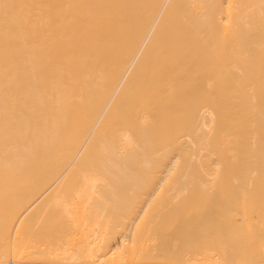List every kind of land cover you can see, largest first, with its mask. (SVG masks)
<instances>
[{"label": "bare ground", "instance_id": "bare-ground-1", "mask_svg": "<svg viewBox=\"0 0 264 264\" xmlns=\"http://www.w3.org/2000/svg\"><path fill=\"white\" fill-rule=\"evenodd\" d=\"M256 49L264 51V0H0V179L123 180L137 179L145 172L169 174L181 166V152L174 148L185 140L184 134L172 132L185 129L187 124L204 132L189 143L197 146L200 158L204 141L224 137L207 132H212L214 125H223L222 117L233 121L236 130L230 137L237 141L217 144L220 160L230 167L241 162L247 168L245 159L255 157L250 160L254 164L250 171L264 174V64L249 63L246 70L239 65ZM183 51L209 53H180ZM185 60L200 61L203 68L216 62L217 67L224 68L222 74H226L225 67L233 66L236 83H242L239 91L248 101V112L235 115L232 106L223 103L226 112L216 115L207 100L195 97L197 90L207 86L208 69L167 76L159 90V64ZM198 100L202 111L196 114ZM246 122L259 129L240 128ZM160 132L166 143L164 150L157 149ZM227 143L233 154L227 152ZM87 184L93 189L96 183ZM37 200L30 202L26 211L40 202ZM7 221L12 222H0L1 235L13 226ZM25 231L16 234L24 236ZM13 242L10 254L9 248L3 246L5 255L0 247V255H5L0 257V264L184 262H154L157 257L154 259L153 252L142 262V247L123 242L120 248L112 246L104 248L106 251L103 243L102 248L81 249L82 253L62 249L66 250L64 257L60 248V254L55 249L60 257L49 252L52 248L41 249L48 251L42 259L40 249L39 256L36 250L27 253L18 241L23 254ZM263 249H259L263 254H253L254 260L245 259L251 254L235 257L221 250L188 256L184 263L264 264ZM27 254L36 257L35 261Z\"/></svg>", "mask_w": 264, "mask_h": 264}, {"label": "rangeland", "instance_id": "rangeland-1", "mask_svg": "<svg viewBox=\"0 0 264 264\" xmlns=\"http://www.w3.org/2000/svg\"><path fill=\"white\" fill-rule=\"evenodd\" d=\"M260 51L258 49L253 50L249 53L251 56L248 57V60L241 62L239 65L246 70L245 66H248L249 63L254 65L264 64V51ZM180 53L208 54L209 52L183 51ZM244 54L245 52L242 55ZM182 62L159 64L160 66L157 69L161 74L159 90L164 87V80L167 76L179 77V75L184 74L185 70H192L197 74L208 69L207 86L200 89V92L197 90L195 97L199 100H207L216 115H222L226 112V109L222 108L223 103H225L223 106H232V109L236 112L235 115L248 112L245 109L248 101L244 94L239 91L242 83H236L237 75L231 70L233 66L225 67L226 74H222L220 71L224 68L217 67L216 62L207 63L208 66H205V68L200 65V61L185 60ZM143 68L145 71L147 70L146 66ZM171 70L173 73L170 72ZM263 73L264 69L262 70ZM220 78L222 82L217 81ZM188 100L187 95L186 102ZM199 100L196 114L202 111V102ZM216 117L218 118V116ZM220 119L223 125H214L212 126L214 127L213 131L208 130L207 132L223 135L225 138H216L215 141H211L209 137L206 142H203L205 149H203L200 158L197 155V146L193 144L190 146L189 143L204 132L199 131L198 127L190 128L189 124L187 126L191 130L188 127L185 128L189 131H183L185 129L179 127L178 129L181 131L172 132L173 135L176 133L184 134L186 140V142L182 140L183 143H180V145L177 143L178 146H175V148L173 145L174 149H178L179 154L181 152L180 158H182L180 161L182 163L179 164L180 167L178 166L179 170L177 168L176 171L171 172L172 174H149L145 172L139 175L137 179L127 178L128 180L120 178H104L102 180L62 178L58 180L34 176L0 179V218L3 221H6V219L12 220L10 223L7 221V225L13 224V226L8 227V230L4 224L7 231L4 232L3 228L4 234L1 235L0 233L2 251H4V246L5 249L9 248L7 251L10 254L9 252L14 246H12L14 240L16 243L15 249L27 248L28 253L29 250H36L37 252L41 249L50 250L52 248L49 252L54 251V254H56V250L59 253V248L77 253V249L80 252L81 249L86 252V250L91 249L93 251L94 248L98 249L97 247L102 248L103 246V249H109L112 246L118 248L121 245L120 242H123L124 244L134 243V246L142 247L141 249L144 251L137 247L140 251H143V253L141 252L144 259L142 262L149 260L152 257V252L153 256L156 254L154 259L157 257L156 261L151 258L154 262H163L164 260L185 262V260L188 261V256L193 255L194 257L199 254L198 256L201 257L200 253L201 255L202 253L214 254L221 250H228L231 254H236L235 257H239L244 253L243 257L246 254H251V256H246L245 259L248 258L249 260L250 257L251 260L253 257L254 260V256L262 252L259 249L264 248V174H256L250 171L254 169L251 168L254 164L250 163V160L253 162L255 157L253 159L248 158L249 160L245 159L247 168L241 162L230 167V165L220 160V147L218 145L237 141L230 137L233 130H236L233 121L223 117ZM247 122L245 126L240 128L250 131L259 129L256 126H247ZM158 137H160V140L157 149L164 150L163 147L166 146V143L163 134L160 132ZM173 143L175 144V142ZM228 143L226 144L227 152L233 154L235 151L233 149L228 150L230 148ZM206 145L209 146L206 147ZM147 151L149 152L150 148ZM250 156L253 157V154ZM214 157H217L218 163H215L216 159ZM214 164L217 171L215 166H212ZM216 164H219L218 167ZM211 167L214 169H211ZM162 175L165 177L163 178ZM90 181L96 183L92 186L93 189H91L90 184H87ZM37 199L40 202L35 203V207H31L30 210L27 209L26 211V206ZM24 214H28V216ZM24 218L26 224L23 221ZM2 220H0L1 223ZM21 223L23 224L21 225ZM18 227L21 229L19 228V230ZM18 231H20L19 233L25 231L24 236L20 234L25 241L23 238L20 241L19 234H16ZM7 232L10 235H7ZM15 235H18V239L15 238ZM18 241L23 248L17 247ZM101 243H103V246ZM99 244L100 246H98ZM33 248L34 250H32ZM106 249L104 250L106 251ZM63 250L60 251L62 252V254L59 253L60 255L66 252V250ZM21 252L23 253V250ZM21 252L20 254H22ZM45 252L42 254L37 252V255L40 254V258L43 259L41 255H44ZM255 252L257 254H254ZM5 255L2 254L0 257L3 258ZM29 255L28 257L32 254ZM56 255L58 256V254ZM197 257L196 259H200ZM35 258L32 257L30 260L33 261L34 259L35 261ZM45 259H48V257ZM168 262L166 261V263ZM184 262L183 264H186Z\"/></svg>", "mask_w": 264, "mask_h": 264}]
</instances>
